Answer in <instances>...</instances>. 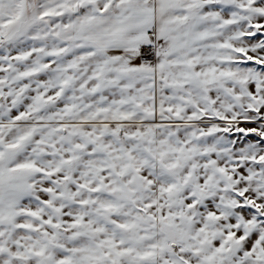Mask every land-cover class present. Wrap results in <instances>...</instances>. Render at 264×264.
I'll use <instances>...</instances> for the list:
<instances>
[{
  "label": "snow or ice",
  "instance_id": "snow-or-ice-1",
  "mask_svg": "<svg viewBox=\"0 0 264 264\" xmlns=\"http://www.w3.org/2000/svg\"><path fill=\"white\" fill-rule=\"evenodd\" d=\"M0 264H264V0H0Z\"/></svg>",
  "mask_w": 264,
  "mask_h": 264
}]
</instances>
